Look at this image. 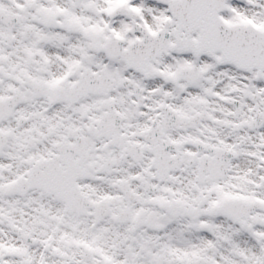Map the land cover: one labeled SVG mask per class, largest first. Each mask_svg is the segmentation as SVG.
<instances>
[{"label":"snow or ice","instance_id":"snow-or-ice-1","mask_svg":"<svg viewBox=\"0 0 264 264\" xmlns=\"http://www.w3.org/2000/svg\"><path fill=\"white\" fill-rule=\"evenodd\" d=\"M0 264H264V0H0Z\"/></svg>","mask_w":264,"mask_h":264}]
</instances>
